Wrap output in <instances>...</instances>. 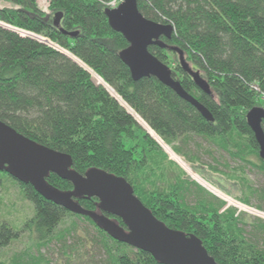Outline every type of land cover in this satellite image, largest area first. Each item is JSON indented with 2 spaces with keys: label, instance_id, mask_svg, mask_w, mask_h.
<instances>
[{
  "label": "trees",
  "instance_id": "1",
  "mask_svg": "<svg viewBox=\"0 0 264 264\" xmlns=\"http://www.w3.org/2000/svg\"><path fill=\"white\" fill-rule=\"evenodd\" d=\"M4 1L12 7L0 9V25L56 45L80 65L48 44L0 26V122L70 156L79 175L97 168L124 179L159 222L196 236L216 264H264V252L245 239L234 212H220L221 204L188 207L177 183L169 190L173 178L167 189L159 186L166 178L164 166L173 162L136 119L176 156L196 137L264 172L245 120L253 108L264 110V0H137L145 19L174 29L171 41L161 40L168 48L152 46L148 52L171 68L173 78L208 110L212 122L155 78L132 80L119 58L128 43L106 18L114 0H48V13L39 10L37 0ZM0 177L10 179L31 204L34 215L22 230L39 247L70 235L71 229L58 227L65 218H75L94 229L107 255L102 264H158L149 254L114 241L89 218L47 201L1 165ZM45 182L59 192L73 189L53 174ZM1 187L0 178V193ZM75 200L124 228L120 219L100 211L96 198ZM17 238L9 226L0 225V248Z\"/></svg>",
  "mask_w": 264,
  "mask_h": 264
},
{
  "label": "water",
  "instance_id": "2",
  "mask_svg": "<svg viewBox=\"0 0 264 264\" xmlns=\"http://www.w3.org/2000/svg\"><path fill=\"white\" fill-rule=\"evenodd\" d=\"M106 18L112 31L121 34L128 43V47L120 51L119 58L128 68L133 81L155 78L182 101L191 105L207 122L213 121L208 110L191 94L186 93L181 83L173 78L171 68L148 52V48L152 46L168 48L161 40L171 41L174 33L171 25L145 19L137 9V0H122L117 7L107 9ZM5 26L1 27L22 37H36L23 31L21 32L24 34H19L20 31L15 28ZM75 35L76 33L69 34L72 38ZM56 50L80 65L73 56L64 54L59 48ZM179 62L183 65L181 58ZM195 83L202 88L196 79ZM245 120L258 145V156L264 163V134L261 128L264 110L253 108L247 112ZM0 165L16 181L31 184L47 201L71 214L89 218L111 239L149 254L158 264H216L196 236L171 230L159 222L134 195L132 186L124 179L97 168L79 175L72 168L70 156L36 144L2 122ZM49 174L68 182L73 187L72 192H59L49 187L45 182ZM79 197L96 198L100 211L120 219L125 229L101 214L80 207L75 200Z\"/></svg>",
  "mask_w": 264,
  "mask_h": 264
},
{
  "label": "rangeland",
  "instance_id": "3",
  "mask_svg": "<svg viewBox=\"0 0 264 264\" xmlns=\"http://www.w3.org/2000/svg\"><path fill=\"white\" fill-rule=\"evenodd\" d=\"M40 39L46 40L44 37ZM48 45L53 49L58 48ZM140 126L150 134L149 130ZM149 136L152 139L153 135ZM158 146L167 160L173 162L164 166L167 174L164 183L159 186L167 189L168 179L173 178L169 190L173 183H177L178 191H184L182 199L188 207H200L204 203L212 206L221 204L220 212L231 210L238 216L245 239L264 252V172L259 167L230 158L227 153L201 138H189L186 146H181L183 154L179 156L163 143H158ZM168 151L175 155V159L170 158ZM176 160H180L197 181ZM250 160L254 165L258 164L257 160ZM0 178V225L6 224L18 234L16 240L0 248V264L103 263L107 255L94 229L87 222L75 218H65L58 227L71 229L70 235H66L61 242L53 239L51 243L39 247L33 236L22 230L34 215L31 204L23 199L19 188L13 186L10 179Z\"/></svg>",
  "mask_w": 264,
  "mask_h": 264
},
{
  "label": "built area",
  "instance_id": "4",
  "mask_svg": "<svg viewBox=\"0 0 264 264\" xmlns=\"http://www.w3.org/2000/svg\"><path fill=\"white\" fill-rule=\"evenodd\" d=\"M122 0H114L110 3V8H115ZM38 2V8L41 12L48 13L49 8V1L48 0H37ZM12 7V5L9 3H6L4 0H0V9L9 8Z\"/></svg>",
  "mask_w": 264,
  "mask_h": 264
},
{
  "label": "bare ground",
  "instance_id": "5",
  "mask_svg": "<svg viewBox=\"0 0 264 264\" xmlns=\"http://www.w3.org/2000/svg\"><path fill=\"white\" fill-rule=\"evenodd\" d=\"M0 26H2V25H0ZM4 27V26H3ZM19 33V32H18ZM20 34V33H19ZM22 34V33H21ZM64 54L66 53V54H68L66 51L64 52V51H62ZM69 55V54H68ZM70 56V55H69ZM78 62V61H77ZM125 107V106H124ZM126 108V107H125ZM127 110H128V108H126ZM128 112L131 114V112L128 110ZM133 115V114H132ZM136 118V117H135ZM137 120H138V122L142 125V127L143 128H145V129H147V127L146 126H144L141 122H140V120L138 119V118H136ZM147 130H149V129H147ZM149 132H150V134L151 135H153V139H155L156 140V142L158 141V143H160V144H162L163 142L160 140V139H158V137L157 136H155L150 130H149ZM169 152V151H168ZM169 155L171 156V157H173L174 159H175V155L172 153V152H169Z\"/></svg>",
  "mask_w": 264,
  "mask_h": 264
},
{
  "label": "crops",
  "instance_id": "6",
  "mask_svg": "<svg viewBox=\"0 0 264 264\" xmlns=\"http://www.w3.org/2000/svg\"><path fill=\"white\" fill-rule=\"evenodd\" d=\"M170 156V155H169ZM170 158H172L171 156H170ZM178 159V158H177ZM176 162H179V164H181V166L185 169V170H187V172L189 171L190 172V175H192L193 176V178L195 179V175L193 174V173H191V171L190 170H188V168L180 161V160H176ZM197 178V177H196ZM196 180V179H195ZM197 181V180H196ZM203 185V184H202ZM208 185V184H207ZM204 186V185H203ZM204 188H206L205 186H204ZM207 189V188H206ZM208 190V189H207ZM209 191V190H208ZM215 194L214 193H212V196L213 197H215L214 196Z\"/></svg>",
  "mask_w": 264,
  "mask_h": 264
}]
</instances>
